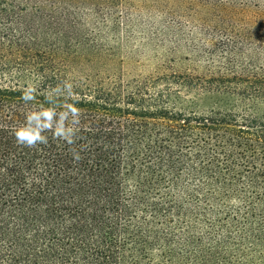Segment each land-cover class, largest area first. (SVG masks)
Instances as JSON below:
<instances>
[{
  "label": "trees",
  "instance_id": "trees-1",
  "mask_svg": "<svg viewBox=\"0 0 264 264\" xmlns=\"http://www.w3.org/2000/svg\"><path fill=\"white\" fill-rule=\"evenodd\" d=\"M129 5L0 0V264H264V13L135 74Z\"/></svg>",
  "mask_w": 264,
  "mask_h": 264
},
{
  "label": "rangeland",
  "instance_id": "rangeland-1",
  "mask_svg": "<svg viewBox=\"0 0 264 264\" xmlns=\"http://www.w3.org/2000/svg\"><path fill=\"white\" fill-rule=\"evenodd\" d=\"M218 1L129 0V6L133 8V27L123 51L124 56L127 54L129 57L128 71L135 74L153 70L172 74L200 72L205 63H194L197 47L202 44L210 46L212 41L223 38L224 33L233 37L239 33L241 22H248L252 16L264 13V0H237L238 4L232 8ZM222 28L226 32H222Z\"/></svg>",
  "mask_w": 264,
  "mask_h": 264
}]
</instances>
